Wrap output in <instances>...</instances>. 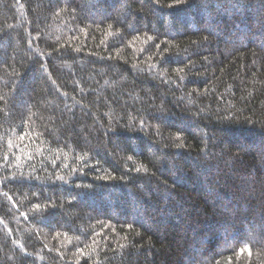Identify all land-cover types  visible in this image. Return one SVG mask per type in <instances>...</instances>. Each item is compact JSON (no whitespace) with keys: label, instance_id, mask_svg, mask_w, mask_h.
Here are the masks:
<instances>
[{"label":"trees","instance_id":"1","mask_svg":"<svg viewBox=\"0 0 264 264\" xmlns=\"http://www.w3.org/2000/svg\"><path fill=\"white\" fill-rule=\"evenodd\" d=\"M0 264H264V0H0Z\"/></svg>","mask_w":264,"mask_h":264},{"label":"snow or ice","instance_id":"2","mask_svg":"<svg viewBox=\"0 0 264 264\" xmlns=\"http://www.w3.org/2000/svg\"><path fill=\"white\" fill-rule=\"evenodd\" d=\"M177 2H182V0H177ZM250 250V249H249ZM243 251V250H242Z\"/></svg>","mask_w":264,"mask_h":264}]
</instances>
